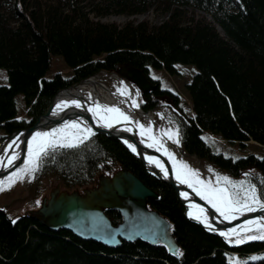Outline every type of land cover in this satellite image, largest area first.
<instances>
[{"label":"trees","instance_id":"trees-1","mask_svg":"<svg viewBox=\"0 0 264 264\" xmlns=\"http://www.w3.org/2000/svg\"><path fill=\"white\" fill-rule=\"evenodd\" d=\"M151 8L165 16L161 22L131 19L118 25L97 19L135 16ZM52 55L62 57L70 74H51ZM177 62L193 64L203 76L211 73L219 83L224 79L227 88L242 92L244 118L235 106L238 125L231 124L230 132L236 137L241 130L264 142V0H0V67L7 73V84L0 86V138L33 124L60 88L129 65L158 84L140 94L143 110L166 105L186 152L232 177L256 171L264 198V154L213 150L207 137L212 123L230 119L227 110L207 100L191 113L179 93L161 88L148 75L150 67L177 74ZM186 86L193 99L192 87ZM17 94L25 104L20 118ZM236 146L244 152L248 145ZM102 165L124 166L157 193L148 206L169 221L183 256L141 240L107 247L64 229L52 231L27 215L12 219L0 208V264H230V257L264 251V241L230 244L189 221L174 189L148 174L116 138L97 134L76 148L49 149L37 174H54L63 187L73 189L91 183ZM107 215L114 225L121 220L117 211ZM241 262L264 264V257Z\"/></svg>","mask_w":264,"mask_h":264},{"label":"water","instance_id":"water-1","mask_svg":"<svg viewBox=\"0 0 264 264\" xmlns=\"http://www.w3.org/2000/svg\"><path fill=\"white\" fill-rule=\"evenodd\" d=\"M100 72L114 75L118 82V88L123 85L119 84L120 81L126 84L132 83L134 88L142 94L154 91L158 87V84L149 80L141 69L129 65L123 66L117 72L105 70H101ZM100 72L57 90L52 96L45 111L37 117L33 124L15 130L0 138V156H5V163H7V156L13 152V149L19 146L21 150L20 158L16 164H13L9 168H0V180L15 171L16 167L23 163V160L27 156V141L31 138L32 134L40 128L48 131V129L57 123L53 113L64 111L63 113H65L64 115L67 120H77L78 122L86 121L95 135L103 134L120 140L127 149L140 160L144 170L148 174L165 182L174 189L177 198L184 208V215L189 221L198 224L208 232L218 235L224 241H226V239L219 235L220 231H226L229 228L236 227L242 224L246 219H253L264 215V211L258 210L253 213H245L234 221H223L222 217H220L208 203L200 199L201 206L208 209L209 219L217 229V231H209L203 224L187 215L189 203H198L190 197L189 193L187 200L180 195L181 192H185L190 188L176 181L175 174L172 170V161L164 152L161 151L160 153L154 148H148L146 145L150 141H148L147 138H141L135 131H125L126 127H124L122 123L114 124L113 128L110 129L105 128L97 123L96 120L92 119L93 117L78 114L77 110L71 104L63 110L56 108V104L62 101L60 96L64 91L69 90L80 82L90 79ZM122 96L125 102L132 107L133 103L129 95ZM137 105L139 106H133L134 109L137 108L142 114L147 115L150 111L157 110L161 115V122L167 121L160 108L143 110L139 103ZM159 134H162L161 130L158 131V135ZM17 138L19 139L17 140ZM165 138L166 137H164V140ZM142 139L144 142H141ZM14 140L16 144H13ZM125 140L136 146L135 152L124 143ZM10 144H12V147L8 148ZM165 147L169 150L167 145H165ZM178 148L179 155L188 157L193 156L197 161H200L195 154L186 152L182 148L181 142ZM5 149H7V154H5ZM147 156H156L161 159L168 169V178H165L161 171H154L155 169L146 159ZM178 156H175V159H177ZM157 196V193L148 187L134 173L124 166L119 165V168L114 170L110 175L100 174L92 186L85 187L82 191L78 189L72 191L62 190L60 186L57 185L42 199L37 210L24 215L34 218L52 231L64 229L70 231L80 239L92 240L107 247L116 248L121 245L122 241L133 242L141 240L149 245L162 244L167 248V251L173 255V252L179 248L171 233L169 221L159 214V212L150 209L148 206V200H154ZM107 211H117L121 216V220L114 225L107 215ZM169 249H171V251Z\"/></svg>","mask_w":264,"mask_h":264},{"label":"snow or ice","instance_id":"snow-or-ice-1","mask_svg":"<svg viewBox=\"0 0 264 264\" xmlns=\"http://www.w3.org/2000/svg\"><path fill=\"white\" fill-rule=\"evenodd\" d=\"M118 92L121 95L128 96L127 86H121L118 88ZM139 95V92L136 93ZM133 106L139 105L133 100ZM74 105L76 108L83 107L79 100L72 101H60L56 104V108L63 110L69 105ZM87 111L92 113L93 118L101 123V126L105 128H113L114 124L121 122L135 123L140 130L141 137L147 136L149 143L148 148H155L156 151H163L173 164V172L175 179L179 184L187 185L192 191L200 197L201 200L206 201L216 213L222 217L223 221H234L238 217L243 216L245 213H253L258 210L264 211V198H262L261 191L257 185L249 180H233L228 176L216 174L215 182L212 180L200 179V173L198 170L192 169L187 163L183 161H177L172 152H170L161 141L153 135L151 125L145 126L139 123V121H133L132 118L122 111L119 107L102 105L99 102H95L93 106L87 108ZM55 115V113H53ZM131 128H126L125 131H131ZM92 128L88 126L86 121L78 122L77 120H66L58 128H52L50 131H36L32 134L31 138L27 141V156L23 160V163L16 167L15 171L11 172L4 180H0V191L5 190V186L10 188L18 180L24 179L25 176L33 177L34 173L39 170L42 157L48 154L49 149L59 148H76L80 144H83L91 136H94ZM162 136H167L169 140H172L175 144L180 143V131L179 128L162 132ZM19 138H17L18 140ZM141 142H144L143 139ZM125 144L133 151H136V146L129 143L127 140ZM16 144V141H13ZM12 144L8 145L11 148ZM7 154V149H5ZM20 158L19 153L13 152L7 156V163H5V156H0V168L11 167L16 160ZM146 159L150 164H154L164 174L165 178H168L169 172L164 163L153 156H147ZM235 159H238L235 158ZM210 172L213 170L210 168ZM248 176L249 173H245ZM264 183V180H262ZM180 195L187 200L188 193L181 192ZM39 204V201L36 202ZM189 211L187 215L204 225L209 231H217L213 223L209 219L208 209L205 207L189 203ZM13 223L16 221L13 220ZM219 235L224 237L228 243L240 245L249 241H264V215L258 216L253 219H246L242 224L236 227L229 228L226 231H220ZM233 237L235 239H233ZM171 251V249H169ZM173 255L183 256V252L176 249ZM252 260L261 259V257L253 256ZM230 264H246L241 262L237 258Z\"/></svg>","mask_w":264,"mask_h":264},{"label":"rangeland","instance_id":"rangeland-1","mask_svg":"<svg viewBox=\"0 0 264 264\" xmlns=\"http://www.w3.org/2000/svg\"><path fill=\"white\" fill-rule=\"evenodd\" d=\"M196 12L203 14L208 19H211L210 16L205 12ZM164 17L165 16L163 14L156 12L154 9L151 8L148 11L135 16H127L123 14H107L101 15L97 19L102 22L116 23L119 25L131 19H134L135 21L148 20L150 23H159L164 19ZM175 67L178 71L177 74L170 75L163 68L150 67L148 70V75L151 79L157 80L161 88L172 90L174 89L177 93H179V95L184 101V104L191 113L203 102L207 100H216L222 107L227 110L230 116V119L228 121H217L219 123H222L221 125L218 123L211 124L210 129L207 132V137L212 143L213 150H223L227 153L243 155L245 154V152H254L259 155L264 154V142L257 140V138H255L254 136L241 130L239 131L236 137H234L230 132L229 126L231 124L238 125V120L236 118V113L234 110L235 106L238 112L237 114L241 115V117L244 118V114L241 113V106L239 105V97L240 95H242V92L238 94V89L235 87L227 88L224 79H222V81L219 83V80H217L215 76H212L211 73H206V75L203 76L193 64L177 62L175 64ZM50 71L51 74L57 71L63 74H70L71 69L66 68L64 66L63 59L61 56L52 55ZM107 76L108 78H106L105 80V85L112 91H118V82L115 76L111 73H107ZM6 84V70L3 67H0V86ZM120 84H123V86H127L131 101L133 102L134 100L136 104H140V94H136L138 90L134 88L132 83L126 84L125 82L120 81ZM187 84H189L193 89V99L188 96L189 93L187 91ZM128 85L130 88L128 87ZM15 103L17 112L19 113L18 118H20L24 115L25 111V104L21 94H17L15 96ZM156 108H160L166 117V122L168 124H164V131H174L175 129H177V125L173 120L172 111L166 105L159 106ZM156 123L159 126L161 123H163L161 122L160 114L156 117ZM62 124L63 123L57 124L53 128H58ZM1 134L2 129H0V135ZM238 142H244L248 145L244 152H241L236 146V143ZM172 151L174 156H178L175 148H172ZM176 160L183 161L187 163L192 169L198 170L200 173V179L202 180H212L213 182H215L216 174L218 173L223 176H228L231 179L237 181L249 180L254 184H256V182L258 181V173L253 170L244 172L239 177H232L231 175L216 167L212 163L204 160L197 161L196 158L193 156L188 157L179 155ZM117 168V165H102L101 171L96 174L95 178L91 183L82 187H75L73 189H67L62 186L60 188L62 190L67 191H72L74 189H79L81 191V189L84 187L92 186L97 180L99 174L110 175L114 171L113 169ZM210 168L213 170L212 172L209 171ZM245 173H249V175L245 176ZM4 179L5 178H3L2 180ZM58 183H60V181H58V178L54 174L39 177L36 171L34 173V178L25 176L24 179L18 180L10 188L5 186V190L0 191V208L7 214L8 217L12 219H16L20 215L28 214L31 211L37 210V208L40 206L42 199L46 197L48 193L54 187H56V185H58ZM37 201H39V204L36 203ZM233 239L235 238L233 237ZM253 256L262 258L264 257V251L247 256H239L238 258L239 261H247L252 260L251 257ZM236 259V257H230V262H234Z\"/></svg>","mask_w":264,"mask_h":264},{"label":"bare ground","instance_id":"bare-ground-1","mask_svg":"<svg viewBox=\"0 0 264 264\" xmlns=\"http://www.w3.org/2000/svg\"><path fill=\"white\" fill-rule=\"evenodd\" d=\"M106 78H108L107 74L100 72V73L96 74L95 76L91 77L90 79L85 80L84 82H80L79 84H77L76 86H73L69 90L64 91L60 97L62 100H65V101L79 100L83 107L76 108L74 105H72V106L77 110L78 114L85 115L87 117H93L92 113L87 111V108L90 106H93V104L95 102H99L102 105L119 107L122 111H124L126 114H128L132 118L133 121H139V123L144 124L146 127L151 125L153 135H155L157 138L161 139V141L164 143V145H167L169 147L170 152L173 153L172 148H175L176 152L178 154L179 153V148H178L179 145L175 144L172 140H169L166 135L165 136H162L161 134L158 135V131H160V130L162 132H165L164 131V124L167 123L165 121L160 126L157 125L156 117L160 113L156 110V111H150V113H148L147 115H144L141 112H139V110L137 108L134 109L133 106L132 107L129 106L125 102L123 96L118 91L109 90V88L105 85ZM63 112L64 111L55 112L54 119L57 122V123H55V125L64 123V121L67 120L66 116L64 115L65 113H63ZM92 119L96 120L95 118H92ZM58 120H60V121H58ZM96 122L101 124L97 120H96ZM121 123L124 127L131 128L132 129L131 131H135L141 137L140 130L135 125V123H125V122H121ZM55 125H53L50 129H52ZM50 129H48V131H50ZM37 131H46V129L40 128ZM164 137L167 138V139L165 138L166 141L164 140ZM143 138H147V136H145ZM13 152L19 153V156H20L21 150H20L19 146H17V148L13 149ZM160 153H161V151H160ZM154 157H156V156H154ZM156 158H158V157H156ZM158 159H160V158H158ZM17 161L18 160H16L14 164H16ZM151 165L155 169L154 170L155 172H160V169L157 168L154 164H151ZM185 192L189 193L190 197L193 198V200H195L196 203L201 205L200 197H198L192 190L187 189ZM204 202H206V201H204Z\"/></svg>","mask_w":264,"mask_h":264},{"label":"flooded vegetation","instance_id":"flooded-vegetation-1","mask_svg":"<svg viewBox=\"0 0 264 264\" xmlns=\"http://www.w3.org/2000/svg\"><path fill=\"white\" fill-rule=\"evenodd\" d=\"M139 94H141V93L139 92ZM117 166H118V168H119V165H117ZM118 168H117V169H118ZM111 169H112V168H111ZM117 169H113V170H117ZM99 175H100V174H99ZM99 175H98V176H99ZM97 178H98V177H97ZM58 185H59L60 187H61V186L63 187V185L61 184V182L58 183ZM91 185H92V184H91ZM56 186H57V185H56ZM84 188H85V187H84ZM82 189H83V188H82ZM82 189H81V191H82ZM78 190H79V189H78Z\"/></svg>","mask_w":264,"mask_h":264}]
</instances>
